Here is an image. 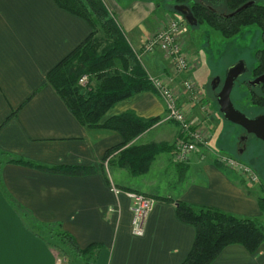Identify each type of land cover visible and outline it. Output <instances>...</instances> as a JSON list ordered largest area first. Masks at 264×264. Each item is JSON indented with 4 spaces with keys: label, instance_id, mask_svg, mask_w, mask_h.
I'll list each match as a JSON object with an SVG mask.
<instances>
[{
    "label": "crops",
    "instance_id": "0c3cea01",
    "mask_svg": "<svg viewBox=\"0 0 264 264\" xmlns=\"http://www.w3.org/2000/svg\"><path fill=\"white\" fill-rule=\"evenodd\" d=\"M101 1L121 21V25L116 23L132 49L140 38L143 41L154 33H150L152 27L157 28L165 15L163 11L152 15L156 10L149 8L148 0H130V8H122L121 0ZM148 20L151 23L143 25ZM90 34L83 19L60 9L53 0H0V154L49 168L96 170L70 176L6 162L0 165L4 264H56L59 256L67 264H181L192 249L195 230L178 220L176 202L259 219L256 189H248L239 175L214 166L212 133L220 136L223 127L219 112L210 104L207 115L192 102L180 104L190 108L188 119H200L195 125L210 139L187 164L176 162L172 150L157 155L146 174L134 177L115 164L117 152L104 160L107 151L123 142L120 135L80 125L46 82L47 74ZM140 63L149 77L159 76L176 90L174 79L158 59L147 56ZM126 112L144 120L161 119L165 107L157 94L143 92L114 105L100 124ZM171 125L173 128L156 124L132 143L174 145L178 127ZM125 190L154 201L142 237L131 234L130 200ZM4 191L37 223L59 225L80 249L91 245L100 249L87 259L74 261L59 245L49 246L42 231L30 226ZM211 264H264V243L254 255L239 245L228 246Z\"/></svg>",
    "mask_w": 264,
    "mask_h": 264
},
{
    "label": "trees",
    "instance_id": "16d2710c",
    "mask_svg": "<svg viewBox=\"0 0 264 264\" xmlns=\"http://www.w3.org/2000/svg\"><path fill=\"white\" fill-rule=\"evenodd\" d=\"M53 2L60 9L83 19L90 27L91 34L47 74L46 82L80 125L86 128L107 129L120 135L123 142L107 151L104 160L117 152L114 162L119 168L127 170L134 177L146 174L154 158L161 153L172 151L173 145H137L132 142L161 119L156 117L144 120L132 112H126L100 124L107 111L117 103L143 92L156 94L149 76L137 58V53L127 42L121 28L101 0ZM248 3L251 5L236 12ZM176 5H185L190 9L197 22L195 27L206 26L223 39H231L244 28L260 29L263 48L257 52L258 65L254 69V75L264 73V0H176ZM172 11L176 13L174 7ZM83 76H87L89 81L94 79L95 85L81 87L78 82ZM262 92L264 93V86ZM247 93L251 106L264 108V95L259 96V92L250 88ZM3 162L70 176L96 172L93 167L49 168L1 153L0 165ZM214 166L225 169L217 161H214ZM4 195L32 228L42 231V238L49 246L55 248L59 245L74 261L87 259L100 249L98 245L80 249L74 238L59 225L37 223L5 191ZM157 200L172 202L163 198ZM258 203L260 211L263 212L264 200L258 199ZM175 205L178 220L195 230L192 249L181 264H211L224 248L231 245H239L247 253L254 255L264 243V230L256 219L238 218L215 208L183 202H176Z\"/></svg>",
    "mask_w": 264,
    "mask_h": 264
},
{
    "label": "rangeland",
    "instance_id": "374dc122",
    "mask_svg": "<svg viewBox=\"0 0 264 264\" xmlns=\"http://www.w3.org/2000/svg\"><path fill=\"white\" fill-rule=\"evenodd\" d=\"M129 1L130 0H121V7L130 8L132 5L128 3ZM148 3L149 8H154V10H156L152 15L155 14V12L157 13L160 11H163L165 15L162 18L163 20L159 21V26L157 28L152 27V30L150 31V33L154 32L152 35H149L148 38H145L143 41L141 40L142 38H140L137 47L135 44L132 45L134 47L133 50L136 53H140L138 52L139 49L147 43L148 39L154 37V35L160 31L163 32L167 30L172 23L179 22L181 32L177 36V41L186 59L187 69L184 72L177 71L176 67L172 64L171 60L163 50H156V52L143 55L141 56V60L143 61L147 56L150 57L151 60H159L161 65L165 67V70L168 71L167 75H170L174 79L176 90L171 88L170 90L173 91L179 104L183 105L192 102V104H195L203 114L208 113L207 107H209L210 104L218 112L217 105L214 99L210 96V85L212 81L216 78L225 80L227 69L237 62H243L248 70L244 79L251 77V71L257 65V52L262 48L260 29L254 27L244 28L231 39H223L218 33L212 31L206 26H189L181 15L172 11L173 7L176 5V0H148ZM115 17V22L121 25V21L117 20V15ZM148 22L151 23V20L144 21L143 25L145 24V26H147ZM83 77H86V83L80 85L78 82L81 87L84 88L95 85L94 79L89 81L87 76ZM153 77L162 80L159 76ZM185 81H192L198 86L200 97L197 98L199 99L195 98V101H193L191 98L196 96L194 94L193 96L191 94L187 96V92L183 90V84ZM239 85V82H236L235 88L230 95L234 108L238 111L256 112L258 108L251 106L247 89ZM187 97L190 100H187ZM182 109L186 112V116L189 117L191 111L190 108L184 109L182 107ZM259 111H261V109ZM219 116L221 117L223 127L220 136L211 131V148L214 154H216L215 156L224 155L235 159L255 174L258 177V183L247 182L245 178L241 179L247 184L246 187L248 189H256L258 199L264 200V145L260 142L251 143V141H249L246 145L245 151L239 154L237 152L239 144V141L237 140V135L239 133L238 127L226 122L222 118V115L219 114ZM192 120L189 119L192 124H196L200 119L195 120L194 118ZM171 124L173 123L167 122L161 125L162 128H173ZM195 126L198 127V125ZM198 130L205 140V145H207L206 143L210 140L209 136L200 129ZM153 135L154 134L149 135L148 139ZM214 161H217V157H214ZM261 214L262 216L259 219H256V222L264 230V211H261Z\"/></svg>",
    "mask_w": 264,
    "mask_h": 264
},
{
    "label": "built area",
    "instance_id": "2783aa9c",
    "mask_svg": "<svg viewBox=\"0 0 264 264\" xmlns=\"http://www.w3.org/2000/svg\"><path fill=\"white\" fill-rule=\"evenodd\" d=\"M180 30V23L174 22L169 25L167 30L158 32L142 46L140 53H137V58L140 60L143 55L156 52V50H163L177 71L184 72L187 69V63L177 41V36L181 32ZM149 80L156 94L162 99L165 107V114L157 125L170 122L178 127V135L173 145V155L176 162L187 164L196 149L205 146V140L200 135L198 127L189 121L186 112L180 106L173 91L159 78L149 77ZM83 83H86V77H83L79 81L80 85ZM183 90L192 96L193 94L196 95L191 98L193 101H195V98L200 97L198 86L192 81H185ZM216 157L217 162L223 168L237 175L239 174L247 182H256L255 174L235 159L224 155ZM113 192L119 193L116 190H113ZM127 197L130 200L131 234L135 237H142L144 235L146 219L154 201L149 197L134 192H127ZM56 264H67V262L62 256H59L56 259Z\"/></svg>",
    "mask_w": 264,
    "mask_h": 264
},
{
    "label": "water",
    "instance_id": "95a60500",
    "mask_svg": "<svg viewBox=\"0 0 264 264\" xmlns=\"http://www.w3.org/2000/svg\"><path fill=\"white\" fill-rule=\"evenodd\" d=\"M251 3H248L238 9L236 12H240L250 6ZM176 13L181 15L184 18V21L192 27L197 25L196 19L193 17L190 9L185 5H176L174 7ZM246 71V67L243 62H237L231 65L227 69L225 80L221 90L216 96V104L218 112L222 115V118L234 125L243 128L248 134L254 135L256 138L260 139L264 143V118L258 117L256 119H248L238 110H236L230 99L232 89L234 87L235 81L240 78ZM219 83V79L216 78L213 80V85ZM261 84H264V74L259 76L253 81L249 82V85L252 87H257Z\"/></svg>",
    "mask_w": 264,
    "mask_h": 264
},
{
    "label": "flooded vegetation",
    "instance_id": "af4514ba",
    "mask_svg": "<svg viewBox=\"0 0 264 264\" xmlns=\"http://www.w3.org/2000/svg\"><path fill=\"white\" fill-rule=\"evenodd\" d=\"M263 48V47H262ZM261 48V49H262ZM260 49V50H261ZM259 50V51H260ZM257 65H258V60H257ZM257 65H256V67H257ZM256 67H254L253 69H252V71H251V77L250 78H248V79H244V76L248 73V70L246 69V71H245V73L240 77V78H238L236 81H235V84H236V82H239V86H243V87H245L246 89H247V91H248V89L250 88V89H253L254 91H256L257 93L259 92V96H263L264 95V93L262 92V89H263V86H264V84H261V85H259V86H257V87H252V86H250L249 85V82L250 81H253V80H255L256 78H258L259 76H261V75H263L264 73H261V74H258V75H254V69L256 68ZM223 81H224V79L222 80V79H219V83L218 84H216V85H213L212 83H213V81H212V83H211V85H210V96L214 99V101H215V103H216V96H217V94L219 93V91L221 90V87H222V85H223ZM235 84H234V87H233V89L235 88ZM232 89V90H233ZM232 93V92H231ZM233 104V103H232ZM217 105V104H216ZM253 107H256V106H253ZM256 108H258V110L255 112V111H252V112H250V111H239L241 114H243L246 118H248V119H251V120H253V119H256V118H258V117H263L264 118V108L263 107H256ZM261 109V111H259ZM236 127H238V126H236ZM238 129H239V133H238V135H237V140L239 141V144H238V148H237V152L239 153V154H241L243 151H245V149H246V145H247V143L249 142V141H251V143H257V142H260V143H262L263 145H264V143L260 140V139H258V138H256L254 135H252V134H248L243 128H241V127H238ZM256 176V175H255ZM256 182L258 183V177L256 176ZM263 186V185H262Z\"/></svg>",
    "mask_w": 264,
    "mask_h": 264
},
{
    "label": "snow or ice",
    "instance_id": "6c2138e0",
    "mask_svg": "<svg viewBox=\"0 0 264 264\" xmlns=\"http://www.w3.org/2000/svg\"><path fill=\"white\" fill-rule=\"evenodd\" d=\"M3 247H4V229L2 223H0V264H4V261L2 259Z\"/></svg>",
    "mask_w": 264,
    "mask_h": 264
}]
</instances>
